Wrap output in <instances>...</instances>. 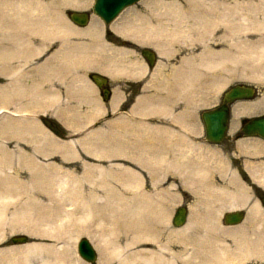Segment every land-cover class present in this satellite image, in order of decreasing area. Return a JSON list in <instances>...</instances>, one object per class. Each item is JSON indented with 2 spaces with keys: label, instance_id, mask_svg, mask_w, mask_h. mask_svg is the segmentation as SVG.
Masks as SVG:
<instances>
[{
  "label": "rangeland",
  "instance_id": "rangeland-1",
  "mask_svg": "<svg viewBox=\"0 0 264 264\" xmlns=\"http://www.w3.org/2000/svg\"><path fill=\"white\" fill-rule=\"evenodd\" d=\"M65 1L68 3L70 0ZM65 1L13 0L12 3V0H3V2L0 0V5L2 4V8H0V18L5 17L2 20L0 19V36L2 35L0 37V43L1 39L5 41L3 44L5 48L0 44V100L2 99L0 101V187H2L10 177H19L25 185V190H23L25 194L32 189V194L37 193L39 202H41L40 205H33L31 209L35 214L34 217L39 220L42 218L48 219L50 224L53 223L52 231L48 229V232L50 231L49 233H51L49 236L38 234L35 233L36 231L21 227H16L13 230H9L6 226L0 228V251L32 244H47L57 248L63 247L64 252L60 255L59 261L62 263L63 261L64 263L73 261L72 264H104L107 260L109 264H119V260L125 258L126 255L132 253V251L135 253L139 252L140 257H146L149 255L150 249H152V251L155 250L153 252L154 256H156L155 261H158L154 264H206L209 261L211 263L209 262L208 264H223L224 262V264H227L226 262H228V264H236L237 262L234 261L238 260L240 255H246L247 253V257L243 255L242 259L244 258V260H246V258H249L250 260L247 259L246 262L244 261L245 263L239 261L238 264H264L263 260H261V257L264 259V207L261 205L258 198L260 194H264V140L257 137L246 138L237 148L228 141L221 144H209L203 142V128L199 121V114L203 110L213 108L215 105L220 104L223 92L237 83H246L257 88L258 94L256 98L240 101L242 104L253 103V107L246 108L243 113L246 114V116H251L252 114L264 112V65L259 64L257 66V64L254 63V58H251L250 55L245 52V49H243L245 55L242 56L244 54L243 52L239 55V51L235 46H231L235 38L234 31L236 30L233 26L237 24L240 15L247 16L248 12L250 13L256 8V4L253 6V4L249 3H255L258 0H140L125 8L114 20V24H112L111 27L113 29L115 26L119 27L114 30L124 37H133V39L136 40L139 38L140 41H137L142 42V46L148 45V47H153L157 55H159L157 56L158 62L152 78L149 76L150 81L155 80L159 83L158 91H151V93H145V91H143L130 102H127V98L120 91V86L115 88L113 97L109 101L105 100L100 88L90 79L89 75L91 72H100L102 74H107L109 72L108 74L116 77L118 80L117 82L120 83L119 79L121 74L124 73V70L119 67L118 63L123 61L124 58H127L132 51L126 49V47L117 46L119 45L117 39L106 36L105 32H103L105 24L92 13L89 23L84 27L70 20L68 12L90 11L93 0H83V3L82 0H71L69 2H72L71 4H65ZM156 2H160L161 4L166 2L170 5L179 3L182 6H179L180 8L184 9L183 6H185L184 11L188 12L189 15H187L188 13L183 14V12H180L178 18L175 16L170 18L162 16V19L156 21V23L155 20L150 21L155 27L159 26V29L163 27L161 31L157 30V36H155L147 29L149 25L143 20L144 18L147 20L149 16L153 15L152 8ZM36 3H40L39 6L38 4L36 5ZM8 5H10L9 8ZM22 5L23 11L26 10V19H23L21 16L25 13V11H22ZM14 7L17 11L14 10ZM16 7H18V9ZM31 7L32 9H29ZM10 9H12V11L9 12ZM28 9L32 11L29 13L30 15L27 14L29 12ZM41 9L43 10L40 11ZM235 9H241L243 11ZM246 9H250L251 11H247ZM4 10H6L4 12L5 14L2 13ZM20 10L23 13H19ZM13 11L17 13L13 15ZM193 11H196V13ZM220 11L227 14V17H224L226 18L224 19L225 21H222L226 22L222 23L223 25L219 19H216L219 17ZM6 12L8 13L6 14ZM61 12L63 14H61ZM199 14L203 15V18L206 16L209 17L208 14L213 17V21L211 19H205L203 20L204 24L202 25L201 23V30L203 31L204 29L203 45L198 41L199 38L196 31H194L195 28H193V24L197 22V16ZM19 15L21 17H19ZM45 15L48 17V22L50 21L51 25L56 22L55 25H57V28L55 27V30L52 29L53 27L47 26L50 25V23L47 24V20H45L46 23H32L31 20H38L39 18H41V20L45 19ZM54 15L58 16V18ZM123 15L131 19L135 17V15L137 18L143 17V19H139V23L143 22L147 26L142 25L140 29L143 30V32H134V34H132V32L126 31L116 23L123 18ZM145 15L149 16L145 17ZM11 16H13L14 21ZM192 16L196 17L195 21ZM32 17L34 19H32ZM180 17L181 19H179ZM249 17L252 18V16ZM184 21L188 22H186V26ZM163 22H166V24ZM27 23H32L33 26L31 27V24L27 25ZM9 24L12 25V27L10 25L11 28L7 27ZM207 24L208 26H205ZM73 25L75 27H73ZM210 26L212 27L210 28ZM76 27L79 31L76 30ZM189 27H192L191 30L186 31ZM90 28L91 31L89 33L87 31H89ZM214 29L215 31H212ZM49 30L51 33H49ZM162 30L164 31L162 32ZM210 31H212L213 34L209 33L208 36L207 33ZM224 32L228 33L226 34L228 38L226 37L224 38L225 40H220L219 37L222 35L221 33ZM235 32L237 33L238 31ZM14 33L16 36H14ZM18 33L23 36L22 38L26 39L29 37L30 41L26 39L25 42L24 39L27 45L21 42V38L20 41H18L20 37ZM37 33H39L40 36ZM246 33L251 35V38L256 39L257 37L264 36V28L252 29L251 32L248 31ZM3 34L4 37L7 34V36L11 34L9 37L10 39L3 38ZM59 35H61V37H59ZM191 35L194 36L191 37ZM17 37L18 39H16ZM208 37L209 40H207ZM96 38H98V40ZM5 39H8V41ZM9 40L12 41L10 42ZM43 41L44 44H41ZM110 43L112 45H110ZM19 44L21 45L19 46ZM22 45H24V47ZM96 45H98V47ZM14 47L17 48L18 51H16L17 49ZM95 47L98 50H96ZM10 49H15V52L13 51L14 53L12 54ZM29 49L31 52H29ZM226 49L231 50L227 51ZM202 50L203 54L209 51H215L214 53L223 51V54L221 55V52L217 53L215 57L212 56L214 54H211L212 59H207L208 54L203 58H195ZM123 52L124 54H122ZM177 52L178 55H184L182 60L184 61L187 73L184 86L180 83L182 78L180 79L177 77L178 72L174 73L173 69L169 68L171 60H174V57L178 58ZM166 53L167 55H165ZM33 54L36 55L34 56ZM18 55L22 58H19ZM111 55L114 58L112 61L113 64L107 66V64L111 63L109 62ZM232 55L233 57H231ZM204 59H207V61L211 59L210 63L213 61L215 65L211 63L209 66L210 63H207ZM24 60L28 61H25L26 65L23 62ZM11 65L15 67L17 71ZM260 65H263V69H261L262 67ZM108 67L110 68L109 71ZM10 68L11 71L15 70L12 71L14 73L10 71ZM136 68L139 69L141 66H136ZM144 73H146V71L142 72L141 70L139 76ZM13 76L16 77V79L20 77L17 79L18 82ZM24 80L26 81L24 82ZM13 82L14 85H12ZM178 85L181 89L178 88ZM8 86L10 88L13 87L10 89ZM8 92H10L9 96L7 94ZM183 92L185 98L182 107L188 110L177 111L176 107L178 106L177 104H179L178 99H183ZM39 96L40 100L38 99ZM21 106H25V108H21ZM15 112L16 115L14 114ZM44 119L50 121V125L52 126L59 125L61 129L64 130L65 136L62 137L55 133V131L45 123ZM236 119L238 120V118H231L230 133H232L235 128L234 121H236ZM242 167L246 168V171H248L251 176H237V171L240 173L245 172ZM100 179L102 184L97 187L100 183ZM105 191L109 194L111 200H113V202L115 201L114 206H116L118 210V213L116 212L115 214L117 220L109 221L108 225L100 224L94 215L95 212H97V207L88 217L79 215L77 217L74 216L72 219V211L78 209V212H82L83 203H88L89 208L94 209V205L96 206L98 203H101V200H98L96 195L103 194ZM57 192L59 194H57ZM228 193L234 195L233 203L236 202L235 204H237V206L233 205L231 208L227 206L228 204L223 206L220 205L222 204L220 201L223 200V195ZM247 194L249 196H247ZM241 204L244 206H241ZM218 205L222 208L220 209ZM179 206H186V222L181 226H174L172 224V217ZM255 207L257 208L255 209ZM214 208L215 210H213ZM14 210L16 209H12V211ZM68 210L69 213H71L67 218L63 217L65 211L67 212ZM233 210H244L245 216L243 221L235 225H225L222 221L223 214ZM218 211L221 213L217 214ZM213 217H215L219 224H216L218 222ZM133 220L136 223H134ZM212 224L215 227L211 226ZM204 225H206V227ZM240 228H242V230H240ZM101 231L105 233L110 231V242L117 237L118 242L120 241L123 244L120 254L112 252L108 254L106 252L103 253L101 245H98L97 242L98 236H102L100 233ZM147 231L149 232L147 233ZM64 232L70 233V238H66L67 235L61 236ZM236 232H241L244 237L243 235H238ZM262 232L263 234H261ZM92 234L97 236H92ZM17 235L27 236V242L13 244L11 242V237ZM206 236L207 238L211 237L210 241L206 239ZM212 236H215V238ZM82 237H87L95 247L97 260L94 263L85 262L77 253V242ZM125 237L127 238L125 239ZM261 237L263 238L261 239ZM234 238H237V243ZM250 240H252V244ZM128 241L136 242V245L126 246L125 243ZM260 241H262V245ZM242 242L244 245L246 244L245 247L242 246ZM248 242L251 246L247 245ZM257 243H259V245H257ZM222 244L226 245V250ZM253 244L257 245L258 248L262 247V251H260L261 249L257 250L258 248L253 246ZM110 245L112 244H109V246ZM208 245L210 247L213 245L212 248L216 249V251H214V249L212 250ZM248 246L250 251L248 250ZM245 248L247 251L246 253L243 252ZM206 250L214 251L215 254L210 251L207 252ZM224 250L226 251V255ZM229 250H232V252ZM238 250H240V252H237ZM235 251L237 253H235ZM241 251L243 253H241ZM254 251L255 254L251 256L248 255L254 253ZM258 251L261 253H257ZM177 252L181 253L179 254ZM197 252L201 256L198 255ZM115 255L117 256L114 258ZM204 255L206 256L204 257ZM212 255H215V258ZM208 256L211 257L209 258ZM217 257L219 258L217 259ZM212 259L215 261L213 262ZM203 261L206 262L204 263ZM1 264L4 263L1 262Z\"/></svg>",
  "mask_w": 264,
  "mask_h": 264
},
{
  "label": "bare ground",
  "instance_id": "bare-ground-1",
  "mask_svg": "<svg viewBox=\"0 0 264 264\" xmlns=\"http://www.w3.org/2000/svg\"><path fill=\"white\" fill-rule=\"evenodd\" d=\"M11 1V0H10ZM32 1V0H31ZM39 1V0H38ZM65 0H63V2H64ZM71 1V0H70ZM69 1V2H70ZM75 1H78V0H75ZM195 1V0H194ZM204 1V0H203ZM225 1V0H224ZM2 2H3V0H2ZM24 2V1H23ZM43 2V1H42ZM59 2H61V1H59ZM68 2V3H69ZM148 2V1H147ZM152 2V1H151ZM187 2V1H186ZM223 2V1H222ZM221 2V3H222ZM231 2V1H230ZM255 2V1H254ZM11 3V2H10ZM9 3V4H10ZM12 3H13V0H12ZM16 3V2H15ZM20 3H21V1H20ZM28 3V2H27ZM41 3V2H40ZM39 3V4H40ZM67 2L65 1V4H66ZM67 3V4H68ZM72 3V2H71ZM71 3H69V4H71ZM78 3H81V2H78ZM82 3H83V0H82ZM146 3V2H145ZM153 3V2H152ZM163 3V2H162ZM214 3V2H213ZM220 3V4H221ZM234 3V2H233ZM240 3V2H239ZM17 4L19 5V3L17 2ZM26 4V3H25ZM24 4V5H25ZM35 4V3H34ZM38 3H36V5H37ZM39 4H38V6H39ZM42 4V3H41ZM43 4H45V3H43ZM61 4V3H60ZM154 4V3H153ZM217 4V3H216ZM219 4V3H218ZM226 4V3H225ZM245 4V3H244ZM249 4H253V6L256 4L257 6H256V8H254V10H252V12H248V15L249 16H252V18H250L248 15L247 16H245V15H240L239 16V19H238V21H237V19H236V21H237V24L235 25V26H233L232 25V23H231V25L234 27V28H236V30L235 31H238L237 33L234 31V33H235V38H234V40H233V42L231 43L232 45L231 46H235V48L239 51L238 53H239V55H240V53H242L244 50L243 49H245V52L248 54V55H250V57L252 58H254V63L255 64H257V66L259 65V64H263L264 65V36H260V37H257L256 39H253V38H251V35H249V34H247L246 32H248V31H250L251 32V30L252 29H263L264 28V0H258L257 2H255V3H253V2H250ZM248 4V5H249ZM2 5V4H1ZM0 5V6H1ZM27 5V4H26ZM234 5H235V3H234ZM239 5V4H238ZM237 5V6H238ZM6 6V5H5ZM9 6L10 5H8V8H9ZM17 6V5H16ZM20 6V5H19ZM31 6V5H30ZM83 6V5H82ZM87 6V5H86ZM145 6V5H144ZM151 6H153V5H151ZM182 7L181 6V4H172V5H170V4H168V3H164V4H161L160 2H156V4L154 5V7L152 8V12H153V15L152 16H149V15H145V17L146 16H149V18L147 19V20H145V18H144V20L143 21H145V22H147L148 23V25L149 26H147L145 23H139V19L140 18H142L143 19V17H138L137 18V16L135 15V17H132V19L130 18V17H127V16H125V15H123V18L122 19H120L118 22H116L117 23V25H120L121 27H123L126 31H130V32H132V34H134V32L135 33H137V32H143V30H141L140 28H142V25H144V26H147L148 28V30L151 32V33H153L155 36H157V30H159V31H161V29L163 28H161V29H159L160 27L159 26H157V27H155V25L153 24V23H150V21H154L155 20V23H156V21H159L160 19H162V16H164V17H166V18H170V17H179L180 16V12H183V14H185V13H188V12H186V11H184V9H185V6H183L184 7V9L183 8H180V7ZM192 6V5H191ZM220 6V5H219ZM222 6V5H221ZM245 6V5H244ZM22 7V11H23V5L21 6ZM21 7H19V8H21ZM28 7V6H27ZM41 7V6H40ZM218 7V6H217ZM223 7V6H222ZM252 7V6H251ZM0 8H2V6L0 7ZM5 8V7H4ZM17 9H18V7H16ZM34 8V7H33ZM35 8H36V6H35ZM41 8H43V7H41ZM44 8H45V5H44ZM200 8V7H199ZM237 8V7H236ZM249 8V7H248ZM26 9V8H25ZM29 9H32V7L31 8H29ZM28 9V10H29ZM48 9V8H47ZM194 9V8H193ZM221 9V8H220ZM223 9V8H222ZM227 9H228V6H227ZM14 10H16L15 9V7H14ZM36 10V9H35ZM38 10V9H37ZM43 9H41L40 11H42ZM46 10V9H45ZM235 10H238V9H235ZM239 10H241V9H239ZM238 10V11H239ZM247 10V9H246ZM250 10V9H249ZM249 10H247V11H249ZM2 11V10H1ZM6 10H4L2 13H4ZM10 11H12V9H10L9 10V12ZM17 11V10H16ZM21 10H20V12L19 13H21L22 12ZM25 11V13H23ZM22 13V18L24 19H26V16H25V14H26V10H24ZM39 11V12H40ZM49 11V10H48ZM47 11V12H48ZM191 11V10H190ZM201 11H204V10H201ZM200 11V12H201ZM241 11H243V10H241ZM251 11V10H250ZM14 12V11H13ZM32 11H30L29 10V12L27 13V14H29V13H31ZM33 12H35V11H33ZM194 12V11H193ZM199 12V11H198ZM8 12H6V14H7ZM15 13H17V12H14V14L13 15H15ZM44 13V12H43ZM128 13V12H127ZM149 13V12H148ZM194 13H196V11L194 12ZM209 13V12H208ZM214 13V12H213ZM226 13H227V11H226ZM232 13V12H231ZM241 13V12H240ZM244 13V12H243ZM5 14V13H4ZM10 14H12V13H10ZM45 14V13H44ZM52 14V13H51ZM61 14H63L62 12H61ZM206 14V13H205ZM17 15V14H16ZM30 15V14H29ZM40 15V14H39ZM39 15H37V16H39ZM41 15H42V13H41ZM40 15V16H41ZM47 15V14H46ZM45 15V16H46ZM129 15V14H128ZM134 15V14H133ZM142 15V14H141ZM141 15H139V16H141ZM182 15V14H181ZM187 15H189V13L187 14ZM190 15H192V14H190ZM209 15V17L208 16H206V17H204L203 18V15H196L197 17H198V19H197V22H195L193 25V28H195V30L194 31H196V34H197V36H198V38H199V40L198 41H200V43L203 45V31H204V29H203V31L201 30V27H202V25L204 24V22H203V20H205V19H211L212 21H213V17H212V15H210V14H208ZM6 16V15H5ZM20 15H19V17H21ZM48 16H49V13H48ZM54 16H56V15H54ZM60 16V15H59ZM195 16V15H194ZM205 16V15H204ZM236 16V15H235ZM9 17V16H8ZM28 17V16H27ZM34 17H36V16H34ZM57 18H58V16H56ZM189 17V16H188ZM193 17V16H192ZM224 17H227V14H225V12L223 13V12H221L220 11V14H219V17H217L216 19H219V21H221V24L222 23H226V22H222V21H225L224 19H226V18H224ZM5 17H3V18H0L1 20L2 19H4ZM11 18L13 19V21H14V18H13V16H11ZM47 18V19H46ZM155 18V19H154ZM194 18V21L196 20L195 18L196 17H193ZM229 18V17H228ZM235 18V17H234ZM7 19V18H6ZM29 19H31V18H29ZM28 19V20H29ZM32 19H34L33 17H32ZM49 19H51V18H49ZM175 19V18H174ZM179 19H181V17L179 18ZM183 19H184V17H183ZM186 19V18H185ZM215 19V20H216ZM249 19H251V20H249ZM17 20H18V18H17ZM16 20V21H17ZM42 20H44V21H42ZM41 20V18H39L38 20L36 19V20H31L32 21V23H34V22H40V23H42V22H45V20H47L46 22H47V24L48 23H50V25H47V26H51V27H53L52 29H54L57 25H55V23L56 22H54V21H52V22H54L52 25H51V22L49 21L48 22V17L46 16L45 17V19H42ZM52 20H54V19H52ZM59 20V19H58ZM60 20H62V19H60ZM177 20V19H176ZM191 20H192V18H191ZM230 20H231V18H230ZM233 20V19H232ZM24 21V20H23ZM23 21H22V23H23ZM64 21V20H63ZM171 21H172V19H171ZM175 21V20H174ZM182 21V20H181ZM234 21V20H233ZM235 21V22H236ZM10 22V21H9ZM20 22V21H19ZM27 22V21H26ZM25 22V23H26ZM45 22V23H46ZM176 22V21H175ZM185 22V21H184ZM187 22V21H186ZM185 22V26H186V24L188 23H186ZM192 22V21H191ZM207 22V21H206ZM210 22V21H209ZM215 22V21H214ZM231 22V21H230ZM2 23V22H1ZM16 23V22H15ZM21 23V22H20ZM19 23V24H20ZM32 23H27V25H29V24H31V27L33 26L32 25ZM64 23H65V21H64ZM162 23V22H161ZM160 23V24H161ZM163 23H165L166 24V22H163ZM170 23V22H169ZM168 23V24H169ZM183 23V22H182ZM201 23H202V25H201ZM216 23V22H215ZM7 24V23H6ZM5 24V25H6ZM12 24H13V22H12ZM35 24H37V23H35ZM34 24V25H35ZM61 24V23H60ZM71 24V23H70ZM158 24V23H157ZM192 24H191V26H192ZM211 24V23H210ZM209 24V25H210ZM220 24V23H219ZM8 25V24H7ZM10 25L11 24H9V26H7V27H10ZM21 25V24H20ZM26 25V26H27ZM64 25V24H63ZM213 25H215V24H213ZM223 25V24H222ZM2 26H4V25H2ZM1 26V27H2ZM16 26V25H15ZM23 26V25H22ZM59 26V25H58ZM161 26V25H160ZM164 26V25H163ZM176 26V25H175ZM205 26H208V24L207 25H205ZM216 26V25H215ZM215 26H214V28H215ZM11 27H12V25H11ZM10 27V28H11ZM17 27H18V25H17ZM38 27V26H37ZM42 27V26H41ZM62 27V26H61ZM73 27H75L74 25H73ZM72 27V28H73ZM178 27V26H177ZM212 26H210V28H211ZM220 27H221V25H220ZM24 28V27H23ZM27 28V27H26ZM39 28V27H38ZM43 28V27H42ZM42 28H40V29H42ZM57 28V27H56ZM63 28V27H62ZM65 28V27H64ZM67 28H69V27H67ZM71 28V29H72ZM93 28V27H92ZM96 28V27H95ZM115 28H119V27H117V26H115ZM114 28V29H115ZM167 28V27H166ZM188 28V27H187ZM191 28L192 27H189V29L188 30H186V31H190L191 30ZM205 28V27H204ZM209 28V29H210ZM3 29V28H2ZM15 29V28H14ZM14 29H12V30H14ZM17 29V28H16ZM28 29H29V27H28ZM45 29H47V28H45ZM61 29V28H60ZM123 29V30H124ZM144 29V28H143ZM172 29V28H171ZM176 29V28H175ZM229 29V28H228ZM233 29V28H232ZM1 30V29H0ZM33 30V29H32ZM55 30V29H54ZM57 30H59V29H57ZM70 30V29H69ZM76 30H78V28L76 27ZM80 30H82V29H80ZM84 30V29H83ZM86 30V29H85ZM94 30V29H93ZM124 30V31H125ZM184 30V29H183ZM230 30H231V28H230ZM15 31V30H14ZM35 31V30H34ZM37 31V30H36ZM75 31V30H74ZM79 31V30H78ZM87 31V30H86ZM85 31V32H86ZM90 31H91V28H90V30L89 31H87V32H89L90 33ZM95 31V30H94ZM102 31V30H101ZM118 31H119V29H118ZM125 31V32H126ZM147 31V30H146ZM164 30H162V32H163ZM167 31V30H166ZM169 31V30H168ZM212 31H215V29L214 30H212ZM212 31H210V32H208L207 34H208V36H209V33H212L213 34V32ZM224 31V30H223ZM261 31V30H260ZM21 32V31H20ZM25 32V31H24ZM40 32V31H39ZM46 32V31H45ZM67 32V31H66ZM66 32H64V33H66ZM104 32V31H103ZM175 32V31H174ZM229 32H231V31H229ZM263 32V31H262ZM30 33V32H29ZM47 33V32H46ZM49 33H51L50 32V30H49ZM61 33V32H60ZM72 33H73V31H72ZM128 33V32H127ZM148 33V32H147ZM146 33V34H147ZM161 33V32H160ZM169 33V32H168ZM177 33V32H176ZM195 33V32H194ZM233 33V32H232ZM15 34V33H14ZM19 34V33H18ZM38 35H39V33H37ZM44 34V33H43ZM58 34H59V31H58ZM62 34V33H61ZM68 34V33H67ZM75 34V33H74ZM80 34V33H79ZM81 34H83V33H81ZM99 34V33H98ZM143 34V33H142ZM165 34V33H164ZM171 34V33H170ZM169 34V35H170ZM195 34V35H196ZM222 35L219 37V39L220 40H222V39H224V38H228V36L226 35V34H228V33H221ZM8 35V34H7ZM7 35H5V37H4V34H3V38H9L10 36H11V34H10V36H7ZM20 35V34H19ZM47 35V34H46ZM45 35V36H46ZM52 35V34H51ZM56 35V34H55ZM72 35V34H71ZM76 35V34H75ZM84 35V34H83ZM139 35V34H138ZM168 35V36H169ZM205 35V34H204ZM2 36V35H1ZM0 36V37H1ZM13 36V35H12ZM14 36H16V34L14 35ZM24 36H25V34H24ZM27 36V35H26ZM40 36V35H39ZM48 36V35H47ZM58 36V35H57ZM96 36V35H95ZM99 36V35H98ZM135 36V35H134ZM145 36V35H144ZM148 36H150V35H148ZM160 36V35H159ZM163 36V35H162ZM167 36V37H168ZM171 36V35H170ZM179 36V35H178ZM184 36V35H183ZM182 36V37H183ZM188 36H189V34H188ZM194 36V35H193ZM192 35H191V37H193ZM196 36V37H197ZM23 36H21L20 35V37H19V40L18 41H20V38L22 39V41L21 42H24V39L25 38H22ZM54 37V36H53ZM59 37H61V35H59ZM64 37V36H63ZM70 37V36H69ZM136 37V36H135ZM164 37V36H163ZM229 37H231V36H229ZM47 38V37H46ZM55 38V37H54ZM68 38V37H67ZM95 38V37H94ZM133 38V37H132ZM150 38V37H149ZM10 39V38H9ZM16 39H18V37L16 38ZM27 40L29 39V37L28 38H26ZM26 39H25V42H26ZM49 39H50V37H49ZM92 39V38H91ZM97 40H98V38H96ZM139 39V38H138ZM137 39V40H138ZM142 39H143V37H142ZM146 39V38H145ZM160 39H162V38H160ZM186 39V38H185ZM197 39V38H196ZM218 39V40H219ZM6 40V39H5ZM68 40V39H67ZM95 40V39H94ZM207 40H209V37H208V39ZM225 40V39H224ZM6 41H8V39L6 40ZM10 41V40H9ZM12 41V40H11ZM10 41V42H11ZM14 41V40H13ZM29 41H30V39H29ZM52 41V40H51ZM65 41V40H64ZM24 42V43H25ZM103 42V41H102ZM227 42V41H226ZM5 43V41H3V39H1V46L2 47H4L5 48V46H3V44ZM20 43V42H19ZM29 43V42H28ZM80 43V42H79ZM85 43V42H84ZM91 43H92V41H91ZM101 43V42H100ZM99 43V44H100ZM142 43V42H141ZM23 44V43H22ZM26 45H27V43H25ZM33 44V43H32ZM41 44H44V41H43V43H41ZM41 44H39V45H41ZM93 44V43H92ZM157 44V43H156ZM207 44V43H206ZM215 44V43H214ZM10 45H12V44H10ZM14 45H15V43H14ZM21 44H19V46H20ZM31 45V44H30ZM49 45V44H48ZM162 45V44H161ZM201 45V46H202ZM9 46V45H8ZM8 46H7V48H8ZM23 47H24V45H22ZM21 46V47H22ZM82 46H84V45H82ZM85 46H87V45H85ZM95 46V45H94ZM97 47H98V45H96ZM100 46V45H99ZM102 46H104V45H102ZM164 46V45H163ZM28 47V46H27ZM206 47V46H205ZM209 47V46H208ZM226 47H228V46H226ZM15 48V47H14ZM35 48V47H34ZM46 48V47H45ZM44 48V49H45ZM48 48V47H47ZM96 48V47H95ZM94 48V49H95ZM161 48V47H160ZM204 48V47H203ZM207 48V47H206ZM15 49H17V48H15ZM14 49V50H15ZM20 49V48H19ZM37 49V48H36ZM39 49V48H38ZM41 49H42V47H41ZM90 49V48H89ZM210 49V48H209ZM9 50V49H8ZM14 50H11L10 49V51H12V54L15 52ZM24 50V49H23ZM28 50V49H27ZM30 50V49H29ZM70 50V49H69ZM68 50V51H69ZM79 50V49H78ZM83 50H85V49H83ZM91 50V49H90ZM96 50H98L97 48H96ZM102 50V49H101ZM163 50V49H162ZM206 50V49H205ZM227 50V49H226ZM228 50H231V49H228ZM227 50V51H228ZM4 51H6V50H4ZM14 51V52H13ZM16 51H18V49L16 50ZM25 51V50H24ZM38 51V50H37ZM36 51V52H37ZM42 51V50H41ZM80 51H82V50H80ZM92 51V50H91ZM105 51V50H104ZM110 51H112V50H110ZM118 51V50H117ZM234 51H235V49H234ZM29 52H31V50L29 51ZM29 52H27V53H29ZM44 52V51H43ZM67 52V51H66ZM70 52H73V51H70ZM166 52H168V51H166ZM215 52V51H214ZM214 52H206V54H203V50H202V52L198 55V56H196L195 58H197V57H200V58H203V57H206V55L208 54V56H207V59L208 58H211L212 59V57H211V54H214V55H212V56H214L215 57V54H217V53H220L221 52V55L223 54L222 52L223 51H219V52H217V53H214ZM224 52H226V51H224ZM230 52V51H229ZM233 52V51H232ZM231 52V53H232ZM245 52H243L244 54L242 55V56H244L245 55ZM17 53V52H16ZM78 53L80 54V52L78 51ZM102 53V52H101ZM163 53V52H162ZM161 53V54H162ZM3 54H5V53H3ZM18 54V53H17ZM16 54V55H17ZM20 54V53H19ZM41 54V53H40ZM78 54V55H79ZM88 54V53H87ZM108 54V53H107ZM122 54H124V52L122 53ZM227 54V53H226ZM234 54V53H233ZM15 55V56H16ZM25 55H27V54H25ZM34 55V54H33ZM36 55V54H35ZM34 55V56H35ZM60 55V54H59ZM74 55V54H73ZM82 55V54H81ZM84 55H86V54H84ZM103 55V54H102ZM130 55V54H129ZM165 55H167V53L165 54ZM93 56V55H92ZM97 56V55H96ZM98 56H99V54H98ZM122 56V55H121ZM195 56V55H194ZM6 57V56H5ZM18 57H19V55H18ZM31 57V56H30ZM67 57H68V55H67ZM91 57V56H90ZM90 57H89V59H90ZM229 57V56H228ZM231 57H233V55L231 56ZM8 58V57H7ZM19 58H22V57H19ZM24 58H27V57H24ZM32 58V57H31ZM31 58H29V59H31ZM82 58V57H81ZM84 58V57H83ZM106 58H107V56H106ZM109 58V57H108ZM193 58V57H192ZM217 58V57H216ZM60 59V58H59ZM63 59V58H62ZM207 59H204V60H206L207 61ZM211 59L209 60V61H207V63H210V61H211ZM220 59V58H219ZM9 60V59H8ZM21 60V59H20ZM28 60V59H27ZM27 60H24L23 62H24V64H25V61H27ZM80 60V59H79ZM84 60H85V58H84ZM106 60V59H105ZM195 60V59H194ZM222 60V59H221ZM81 61V60H80ZM111 61V60H110ZM187 61V60H186ZM190 61V60H189ZM10 62V61H9ZM12 62V61H11ZM28 62V61H27ZM89 62V61H88ZM92 62V61H91ZM112 62V61H111ZM217 62V61H216ZM250 62H252V61H250ZM21 63V62H20ZM19 63V64H20ZM87 63V62H86ZM93 63H94V61H93ZM211 63H213V65H215V62H211ZM211 63L209 64V66L211 65ZM221 63V62H220ZM28 64V63H27ZM82 64H84V63H82ZM107 64V63H106ZM115 64V63H114ZM26 65V64H25ZM93 65V64H92ZM108 65H111V64H107V66ZM217 65V64H216ZM253 65V64H252ZM263 65H260L262 68L261 69H263ZM9 66H10V64H9ZM12 66V65H11ZM115 66H116V64H115ZM206 66V65H205ZM256 66V67H257ZM13 67V66H12ZM20 67V66H19ZM106 67V66H105ZM159 67V66H158ZM208 67V66H207ZM7 68V67H6ZM14 69H15V67H13ZM209 68V67H208ZM9 69V68H8ZM105 69V68H104ZM109 67H108V71H109ZM16 70V69H15ZM15 70H12V71H15ZM20 70V69H19ZM98 70V69H97ZM101 70V69H100ZM248 70V69H247ZM254 70V69H253ZM9 71V70H8ZM10 71H11V68H10ZM11 71V72H12ZM17 71V70H16ZM21 71V70H20ZM211 71V70H210ZM25 72V71H24ZM12 73H14V72H12ZM19 73V72H18ZM109 73V72H108ZM250 73V72H249ZM7 74V73H6ZM21 74V73H20ZM22 74H23V72H22ZM15 75V74H14ZM4 76H6V75H4ZM7 76H10V75H7ZM16 76V75H15ZM45 76V75H44ZM14 77V76H13ZM23 77V76H22ZM25 77H26V74H25ZM11 78V77H10ZM15 79H16V77H14ZM13 78V79H14ZM18 78H20V77H18ZM17 78V79H18ZM17 79H16V81H17ZM24 79V78H23ZM43 79V78H42ZM175 79V78H174ZM191 79V78H190ZM192 79H193V77H192ZM191 79V80H192ZM197 79V78H196ZM21 81V80H20ZM26 80H24V82H25ZM43 81V80H42ZM183 81H185L184 79H183ZM194 81V80H193ZM11 82H12V80H11ZM18 82V81H17ZM23 82V81H22ZM191 82V81H190ZM10 83V82H9ZM12 84V83H11ZM17 84V83H16ZM20 84V83H19ZM22 84V83H21ZM12 85H14V82H13V84ZM17 86V85H16ZM172 86V85H171ZM170 86V87H171ZM188 86V85H187ZM9 87V86H8ZM13 87V86H12ZM11 87V88H12ZM19 87H20V85H19ZM10 88V87H9ZM10 88V89H11ZM14 88H16V87H14ZM187 88V87H186ZM9 90V89H8ZM13 90V89H12ZM18 90V89H17ZM11 91V90H10ZM15 91V90H14ZM174 91V90H173ZM176 91V90H175ZM170 92V91H169ZM168 92V93H169ZM9 93L10 92H8L7 94H8V96H9ZM16 93V92H15ZM6 94V93H5ZM6 94V95H7ZM12 95V94H11ZM10 95V96H11ZM167 95V94H166ZM170 96V95H169ZM172 96V95H171ZM46 97V96H45ZM40 98V96L38 97V99ZM4 99V98H3ZM5 99H8V98H5ZM2 100V99H1ZM0 100V101H1ZM40 100V99H39ZM5 101V100H4ZM8 101V100H7ZM44 101V100H43ZM26 103H28V102H26ZM160 103V102H159ZM162 103V102H161ZM30 104V103H29ZM29 104H28V106H29ZM46 104V103H45ZM164 104V103H163ZM246 104V105H245ZM245 104H242V103H237V104H235L234 106H233V109H232V114H233V116L234 117H237L238 115H239V113L241 112V111H244L246 108H249V107H253V103H245ZM40 105V104H39ZM6 106V105H5ZM36 107V106H35ZM44 107V106H43ZM260 107V106H259ZM14 108V107H13ZM21 108H25V106H21ZM28 108V107H27ZM15 109V108H14ZM19 109V108H18ZM29 109V108H28ZM32 109V108H31ZM16 110V109H15ZM23 111V110H22ZM29 111V110H28ZM161 111V110H160ZM164 111V110H163ZM7 112H9V111H7ZM14 112V111H13ZM18 112V111H17ZM23 113V112H22ZM15 115H16V112L14 113ZM27 114H29V113H27ZM17 115H18V113H17ZM251 115V114H250ZM246 116V115H245ZM12 117V116H11ZM16 117V116H15ZM13 118V117H12ZM21 118V117H20ZM22 120V119H21ZM14 121V120H13ZM20 122V121H19ZM6 123V122H5ZM13 124V123H12ZM18 124V123H17ZM33 124V123H32ZM2 126V125H1ZM4 126V125H3ZM6 126V125H5ZM11 126H13V125H11ZM21 128V127H20ZM23 129V128H22ZM26 129V128H25ZM9 131V130H8ZM3 132V131H2ZM24 133V132H23ZM1 135V134H0ZM0 138H1V136H0ZM31 139V138H30ZM5 141V140H4ZM1 142V141H0ZM41 143H42V141H41ZM5 145V144H4ZM46 145V144H45ZM3 148V147H2ZM1 148V149H2ZM10 148V147H9ZM26 148V147H25ZM7 150H10V149H7ZM54 152V151H53ZM98 156V155H97ZM31 158V157H30ZM27 159V158H26ZM204 164H205V162H204ZM214 165V164H213ZM216 165V164H215ZM220 166V165H219ZM215 173V172H214ZM258 173V172H257ZM263 173V172H262ZM256 174V173H255ZM254 174V175H255ZM253 175V174H252ZM262 176H263V174H262ZM258 177V176H257ZM264 177V176H263ZM50 178V177H49ZM97 178H100V177H97ZM132 178V177H131ZM136 178V177H135ZM261 178V177H260ZM96 179V178H95ZM118 179V178H117ZM1 180V179H0ZM32 180V179H31ZM35 180V179H34ZM43 180V179H42ZM45 180V179H44ZM98 180V179H97ZM199 180V179H198ZM255 180V179H254ZM253 180V181H254ZM157 181V180H156ZM234 181V180H233ZM261 181V180H260ZM34 182V181H33ZM37 182V181H36ZM93 182V181H92ZM102 181H101V179H100V183L98 184V186L97 187H99V186H101V183ZM153 182H155V181H153ZM135 183V182H134ZM137 183H139V182H137ZM193 183V182H192ZM30 184V183H29ZM112 184V183H111ZM110 184V185H111ZM131 184V183H130ZM261 184V183H260ZM44 185V184H43ZM97 185V184H96ZM206 185V184H205ZM24 184H23V182H22V180L19 178V177H14L13 176V178H11L10 177V179L7 181V182H5V184L2 186V187H0V228H3V227H8V229L10 230V229H15L16 227H21V228H26L27 230L28 229H30V230H33V231H36L35 233H38V234H43V235H48L49 236V234H51V233H49L48 232V229L49 230H51L52 231V225H53V223L52 224H50V221H48V219H44V218H42L41 220H39L38 218H35L34 217V212L31 210L32 209V207H33V205H40L41 204V202H39V199H38V196H37V193H33L32 194V189L28 192V193H26L25 194V192L23 191V190H25V188H24ZM31 186V185H30ZM126 187V186H125ZM210 187V186H209ZM32 188V187H31ZM64 188V187H63ZM222 188V187H221ZM225 188V187H224ZM223 188V189H224ZM215 189V188H214ZM217 189V188H216ZM35 190V189H34ZM46 190V189H45ZM119 190L121 191V189L119 188ZM210 190V189H209ZM229 190V189H228ZM124 191V190H123ZM224 191V190H223ZM230 191V190H229ZM56 192V191H55ZM61 193V192H60ZM98 193V192H97ZM100 193V192H99ZM210 193V192H209ZM213 193H215V192H213ZM45 194V193H44ZM57 194H59L58 192H57ZM122 194V193H121ZM76 196V195H75ZM97 196V199L99 200H101V203H98L96 206L94 205V209H91V208H89V204L87 203H83V207H82V212H78V209H76V211L75 210H73V209H71V210H73L72 211V219H73V217L75 216V217H77V216H79V215H81L82 217H88L90 214H92V212H93V210H95L96 209V207H97V212H95V216H96V220H98L99 221V223L100 224H103V225H108V223H109V221H113V220H117V218H116V212L118 211L117 210V207L116 206H114V202H113V200H111V198L109 197V194L108 193H106V191H105V193H103V194H97L96 195ZM206 196V195H205ZM236 196H238V195H236ZM235 196V197H236ZM244 196H246V195H244ZM247 196H249L248 194H247ZM246 196V197H247ZM74 197V196H73ZM72 197V198H73ZM207 197V196H206ZM243 197V196H242ZM95 198V197H94ZM216 198V197H215ZM214 198V199H215ZM219 198V197H218ZM245 198V197H244ZM244 198H243V200H244ZM213 199V200H214ZM223 200H221L220 202H222V204H220L221 206H223V205H225V204H228L227 206H229V207H231L232 208V206L233 205H236L237 206V204H235V203H233V200H234V195L233 194H231V193H228V194H224L223 195V198H222ZM243 200H241V201H243ZM97 201V200H96ZM209 201V200H208ZM236 201V200H235ZM240 201V200H239ZM212 202V201H211ZM214 202V201H213ZM225 202V203H224ZM245 202H246V200H245ZM80 203V202H79ZM218 203V202H217ZM241 203V202H240ZM76 204V203H75ZM207 204V203H206ZM239 204V203H238ZM258 204V203H257ZM205 205V204H204ZM213 205V204H212ZM243 204H241V206H242ZM77 206V205H76ZM79 206V205H78ZM120 206V205H119ZM219 206V205H218ZM244 206V205H243ZM87 207V208H86ZM206 207V206H205ZM217 207V206H216ZM220 207V206H219ZM225 207V206H224ZM235 207V206H234ZM77 208H79V207H77ZM80 208H81V206H80ZM84 208V209H83ZM222 207H220V209H221ZM257 207H255V209H256ZM258 208H260L259 206H258ZM12 209H16V210H14V211H12ZM42 209V208H41ZM204 209H206V208H204ZM234 209V208H233ZM213 210H215V208L213 209ZM216 210H218V209H216ZM231 210V209H230ZM260 210H261V208H260ZM79 211H81V210H79ZM222 211V210H221ZM224 211V210H223ZM213 212V211H212ZM71 213V212H70ZM69 213V210L66 212L65 211V213H64V215H63V217H66L67 218V216L70 214ZM118 213V212H117ZM131 213V212H130ZM211 213V212H210ZM217 213V212H216ZM221 213V212H220ZM219 213V211H218V213L217 214H220ZM63 214V213H62ZM124 214V213H123ZM129 214V213H128ZM209 214V213H208ZM41 215V214H40ZM164 215V214H163ZM211 215V214H210ZM56 216V215H55ZM209 216V215H208ZM37 217V216H36ZM62 217V218H63ZM217 217V216H216ZM40 218V217H39ZM60 218V217H59ZM61 218V219H62ZM135 218V217H134ZM214 219H215V217H213ZM161 219V218H160ZM208 219V218H207ZM213 219V220H214ZM64 220V219H63ZM136 220V219H135ZM210 220V219H209ZM216 220V219H215ZM220 220V219H219ZM78 221V220H77ZM121 221V220H120ZM134 221V220H133ZM168 221V220H167ZM217 221V220H216ZM162 222V221H161ZM207 222V221H206ZM213 222V221H212ZM218 222V221H217ZM67 223V222H66ZM134 223H136L135 221H134ZM77 224V223H76ZM75 224V225H76ZM80 224V223H79ZM96 224V223H95ZM127 224V223H126ZM216 224H219V222L218 223H216ZM117 225V224H116ZM215 225V224H214ZM97 226V225H96ZM205 227H206V225H204ZM211 226H213V224L211 225ZM80 227V226H79ZM95 227V226H94ZM134 227V226H133ZM213 227H215V226H213ZM259 227V226H258ZM54 228V227H53ZM109 228H111V227H109ZM119 228V227H118ZM218 228V227H217ZM123 229V228H122ZM210 229V228H209ZM18 230V229H17ZM93 230V229H92ZM137 230V229H136ZM142 230V229H141ZM236 230H238V229H236ZM240 230H242V228H240ZM63 231V230H62ZM118 231V230H117ZM124 231V230H123ZM239 231V230H238ZM3 232V231H2ZM24 232V231H23ZM47 232V233H46ZM94 232V231H93ZM110 232V231H109ZM108 231H107V233H105V232H103V231H101L100 233H101V235L102 236H98V239H97V242H98V245L100 244L101 245V249L103 250V253L104 252H106L107 254L110 252H112V253H115V254H120V252H121V250H122V243L119 241L118 242V240H117V237L113 240L112 239V241L110 242V236H111V234L109 233ZM135 232V231H134ZM141 232V231H140ZM139 232V233H140ZM149 231H147V233H148ZM228 232V231H227ZM233 232V231H232ZM245 232V231H244ZM89 233V232H88ZM112 233V232H111ZM139 233H138V236H139ZM143 233H146V232H143ZM176 233V232H175ZM235 233V232H234ZM236 233H238V232H236ZM61 234V233H60ZM86 234V233H85ZM96 234V233H95ZM95 234H92V236H94ZM210 234V233H209ZM216 234H218V233H216ZM231 234H233V233H231ZM243 235L241 232L240 233H238V235ZM260 234V233H259ZM261 234H263V232L261 233ZM67 235V236H66ZM128 235V234H127ZM133 235H134V233H133ZM157 235V234H156ZM213 235V234H212ZM50 236H52V235H50ZM61 236H66V238L68 237V238H70V233H68V232H64V234H62ZM95 236H97V235H95ZM119 236V235H118ZM126 236V235H125ZM163 236V235H162ZM262 236V235H261ZM59 237V236H58ZM137 237V236H136ZM212 237H214L215 238V236H212ZM243 237H244V235H243ZM91 238V237H90ZM108 238V239H107ZM110 238V239H109ZM127 237H125V239H126ZM144 238V237H143ZM146 238V237H145ZM211 238V237H210ZM210 238H207V236H206V239H209V241H210ZM219 238H220V236H219ZM241 238V237H240ZM257 238H259V237H257ZM263 237H261V239H262ZM92 239V238H91ZM218 239V238H217ZM235 240H236V243H237V238H234ZM242 239V238H241ZM251 239V238H250ZM260 239V240H261ZM121 240V239H120ZM131 240V239H130ZM137 240V239H136ZM213 240H215V239H213ZM223 240V239H222ZM221 240V241H222ZM255 240V239H254ZM66 241H67V239H66ZM141 241V240H140ZM152 241V240H151ZM208 241V242H209ZM216 241V240H215ZM219 241V240H218ZM241 241V240H240ZM239 241V242H240ZM242 241H244V240H242ZM249 241V240H248ZM251 241V244H252V240H250ZM257 241V240H256ZM263 241V240H262ZM262 241H260V244L262 245L263 243H261ZM70 242V241H69ZM208 242H207V244H208ZM214 242V241H213ZM212 242V243H213ZM255 242V241H254ZM136 242H126L125 243V245L126 246H132V245H136L135 244ZM204 243H205V241H204ZM245 243V242H244ZM247 243V242H246ZM66 244V243H65ZM109 244H112V245H110L109 246ZM157 244V243H156ZM158 244H160V243H158ZM166 244V243H165ZM214 244H216V243H214ZM217 244H218V242H217ZM219 244H221V243H219ZM242 244H243V242H242ZM251 244H249V242H248V244L247 245H249V246H251ZM223 246H224V248H225V250H226V245H224V244H222ZM221 245V246H222ZM240 245V244H239ZM257 245H259V243H257ZM257 245H254L253 244V246H256L257 247ZM62 246V245H61ZM157 246V245H156ZM204 246H205V244H204ZM209 246V245H208ZM212 247H213V245H211ZM216 246V245H215ZM214 246V247H215ZM236 246V245H235ZM243 247H245L246 246V244L244 245H242ZM249 246H248V250H249ZM97 247V246H96ZM206 247V246H205ZM210 247V246H209ZM212 247H210L212 250L214 249V248H212ZM217 247H219V246H217ZM216 247V248H217ZM241 247V246H240ZM256 247H255V249H256ZM164 248H166V247H164ZM238 248V247H237ZM258 248V247H257ZM264 248V247H263ZM99 249V248H98ZM201 249H204V248H201ZM208 249V248H207ZM234 249H236V248H234ZM240 249H242V248H240ZM253 249V248H252ZM259 249H261L260 251H262V247H260V248H258L257 250H259ZM165 250V249H164ZM167 250V249H166ZM217 250H218V248H217ZM224 250V251H225ZM264 250V249H263ZM125 251V250H124ZM143 251H145V250H143ZM155 251V250H154ZM154 251H152V249H150L149 250V255H147L146 257H140V255H139V252H137V253H135V252H133L132 251V253H129V254H127L126 255V257L125 258H122V260L120 259L119 260V264H154V263H156V262H158L157 260L155 261V257L156 256H154ZM196 251V250H195ZM203 251H205V250H203ZM207 251V250H206ZM210 251V250H209ZM209 251H207V252H209ZM214 251H216V249H214ZM214 251H210V252H212V253H214ZM229 251H231L232 252V250H229ZM228 251V252H229ZM250 251V250H249ZM62 252H64V248L63 247H61V248H57V247H53V246H49V245H39V244H32V245H28V246H23V247H15V248H13V249H8V250H2V251H0V264H1V262H3L4 264H72L73 263V261H67L66 263H64V261H63V263L61 262V261H59L60 260V255L62 254ZM129 252V251H128ZM157 252V251H156ZM201 252V251H200ZM221 252V251H220ZM219 252V253H220ZM230 252V253H231ZM237 252H240V250H238ZM236 251H235V253H237ZM243 252H247L246 251V248H245V251L243 250ZM242 251H241V253H243ZM177 253H179V252H177ZM181 253V252H180ZM179 253V254H180ZM194 253H196V252H194ZM202 253V252H201ZM235 253H233V254H235ZM240 253V254H241ZM257 253H259V251L257 252ZM261 253V252H260ZM259 253V254H260ZM263 253H264V251H263ZM64 254V253H63ZM126 254V253H125ZM160 254V253H159ZM193 254V253H192ZM191 254V255H192ZM197 254L198 255H200L198 252H197ZM209 254V253H208ZM215 254V253H214ZM224 254V253H223ZM239 254V253H238ZM252 254H255V251H254V253H251V254H248V255H252ZM111 255V254H110ZM217 255V254H216ZM225 255H226V251H225ZM228 255V254H227ZM230 255V254H229ZM232 255V254H231ZM243 255L244 254H242V256L240 255V257H239V259L238 260H236V261H234V262H237L236 264H238V262L239 261H243V263H245L246 262V260L247 259H249V258H246V260H244V258L242 259V257H243ZM264 255V254H263ZM109 256V255H108ZM117 255H115L114 256V258L116 257ZM135 256H137V257H135ZM160 256V255H159ZM194 256V255H193ZM192 256V257H193ZM197 256V255H196ZM201 256V255H200ZM206 255H204V257H205ZM213 257L215 256V255H212ZM222 256V255H221ZM233 256V255H232ZM244 256H246L247 257V253H246V255H244ZM65 257V256H64ZM102 257V256H101ZM106 257V256H105ZM120 257V256H119ZM133 257H135V258H133ZM165 257H166V255H165ZM169 257V256H168ZM181 257V256H180ZM184 257V256H183ZM189 257V256H188ZM199 257V256H198ZM209 257V256H208ZM211 257V256H210ZM209 257V258H210ZM219 257H220V255H219ZM219 257H217V259L219 258ZM235 257V256H234ZM233 257V258H234ZM238 257V256H237ZM249 257V256H248ZM261 257V256H260ZM259 257V258H260ZM109 258V257H108ZM111 258V257H110ZM160 258V257H159ZM158 258V259H159ZM164 258V257H163ZM167 258V257H166ZM174 258V257H173ZM203 258V257H202ZM215 258V257H214ZM213 258V259H214ZM258 258V259H259ZM263 257H261V260H263V263H264V259H262ZM179 259V258H178ZM182 259V258H181ZM185 259V258H184ZM195 259H197V258H195ZM199 259H200V257H199ZM204 259H206V258H204ZM212 259V260H213ZM227 259V258H226ZM232 259V258H231ZM235 259V258H234ZM233 259V260H234ZM168 260V259H167ZM173 260V259H172ZM190 260V259H189ZM210 260V259H209ZM211 260V261H212ZM230 260V259H229ZM228 260V261H229ZM250 260V259H249ZM79 261H80V259H79ZM166 261V260H165ZM174 261V260H173ZM176 261V260H175ZM215 260H213V262H214ZM218 261H220V260H218ZM231 261V260H230ZM245 261V262H244ZM99 262V261H98ZM140 262V263H139ZM186 262V261H185ZM202 262V261H201ZM204 262V261H203ZM206 262V261H205ZM204 262V263H205ZM210 262V261H209ZM208 262V263H209ZM261 262V261H260ZM187 263V262H186ZM192 263V262H191ZM194 263V262H193ZM208 263H206V264H208ZM211 263V262H210ZM225 263V262H224ZM223 263V264H224ZM227 264H228V262H226ZM104 264H109V261L107 260L106 262H104Z\"/></svg>",
  "mask_w": 264,
  "mask_h": 264
},
{
  "label": "water",
  "instance_id": "water-1",
  "mask_svg": "<svg viewBox=\"0 0 264 264\" xmlns=\"http://www.w3.org/2000/svg\"><path fill=\"white\" fill-rule=\"evenodd\" d=\"M140 0H93L91 13L98 17L106 25L112 23L119 14L127 7L139 2ZM70 19L79 26L87 25L89 15L87 12L72 11ZM146 55V51L143 52ZM149 59L152 61L153 55L150 53ZM90 79L101 89L105 100L108 98V90L103 86L107 82L106 76L99 72H92ZM254 88L236 84L224 91L220 105L204 110L201 113V119L204 127L205 139L212 143H219L225 136L227 128V119L229 114V104L238 99H247L253 97ZM247 135H255L264 139V114L249 119L245 125ZM264 206V197L260 199ZM243 220L242 210L228 211L223 214V222L227 225L238 224ZM186 221V208L179 206L172 217L174 226H181ZM13 244L27 242V236L17 235L11 237ZM77 253L79 257L88 263H94L97 260L95 247L87 237H82L77 242Z\"/></svg>",
  "mask_w": 264,
  "mask_h": 264
},
{
  "label": "flooded vegetation",
  "instance_id": "flooded-vegetation-1",
  "mask_svg": "<svg viewBox=\"0 0 264 264\" xmlns=\"http://www.w3.org/2000/svg\"><path fill=\"white\" fill-rule=\"evenodd\" d=\"M71 12L72 11L68 12L69 18H70ZM87 14L89 15V20H90L91 10L87 11ZM113 22L108 24V25H106V24L104 25L105 26V29H104L105 35L117 39L119 42V45H117V46H121L123 48L126 47V49H129L130 51H132V53L130 55H128L127 58H124L123 61H120V63H118L119 67L123 68V70H124V73L121 74L120 79H119L120 83L117 82L118 80L116 79V77H113V76L109 75L108 73L105 74V76L107 78V82L103 87L108 90L107 101H109L113 97L114 90L117 86H120V91L127 98V102H130L132 99H134L135 96L139 95L143 91H145V93H151V91H158L159 83H157L155 80L150 81L149 79L152 78V75L154 73V70H155L157 62H158L157 56H159V55H157V52L154 50L153 47H148V45L142 46L141 42H139L140 39H138L139 41H137L136 39L124 37L122 34H118L111 27L112 24H114ZM73 23H75V22H73ZM82 27H84V26H82ZM111 43H110V45H112ZM144 51H146V55L143 53ZM147 53H150L153 55L152 61H150L149 54H147ZM176 54L178 55V52ZM176 54H175V56H176ZM182 57L184 58V55H180V54L178 55V58L174 57V60H171V62L169 64V68H172L174 73L178 72L177 77H179L180 79L182 78L181 79L182 81L180 83L184 86V84L186 83L187 73H186V67L184 66V61L182 60ZM110 60L111 61L114 60L112 55L110 56ZM111 61H109V62H111ZM163 63H165V62H163ZM110 64H113V63L111 62ZM136 66H141V68L138 69V68H136ZM163 69H165V68H163ZM141 70H142V72L146 71V73L139 76V73H141ZM149 76H150V78H149ZM183 79L185 81H183ZM237 84H242L245 86H252L254 88L253 97L247 98V99H238V100L229 104V114H228V119H227V128H226L225 136L222 139V141L219 143H212V142H209L205 139L204 127H203V122L201 119V113L204 111L203 110L199 114V121L201 122L202 128H203V142H206L209 144H221V143H224L225 141H228V142H231V145H233L237 148L238 146H240L241 142L244 141L246 138L257 137L259 139H262L259 136L247 135L245 133L246 131L244 128H245V125L249 119L256 117V116H260V115L264 114V112L252 114L251 116H248V115L245 116L246 114L243 113L244 111H241L239 113L240 116L238 115L240 117V119L238 116L234 117L232 114V109H233V106L235 104L241 103L240 101L252 100L253 98H256V95L258 94L257 88L253 85L246 84V83H237ZM233 85H236V84H233ZM178 88L181 89V87H179V85H178ZM183 95H182L183 99H181V98L178 99L179 100L178 103L180 104V106H179V104H177L178 106L176 105L177 111L188 110L185 107H182V103H184V98H185L184 92H183ZM221 102H222V100H221ZM220 104H218V105H220ZM218 105H215V107ZM232 117L238 118L239 121L237 119H236V121H234L235 122V124H234L235 128L233 129L232 133H230V128H231L230 126H231V118ZM262 140H264V139H262ZM242 169L245 172L240 173L239 171H237V176H251L248 173V171H246V168L242 167ZM262 197H264V194H260L258 196L259 200ZM244 216H245V212L243 210V219H244Z\"/></svg>",
  "mask_w": 264,
  "mask_h": 264
},
{
  "label": "trees",
  "instance_id": "trees-1",
  "mask_svg": "<svg viewBox=\"0 0 264 264\" xmlns=\"http://www.w3.org/2000/svg\"><path fill=\"white\" fill-rule=\"evenodd\" d=\"M45 123H47L54 131L55 133H57L58 135L64 137L65 136V132L64 130L61 129V127L59 125H50V121H48L47 119H44Z\"/></svg>",
  "mask_w": 264,
  "mask_h": 264
}]
</instances>
